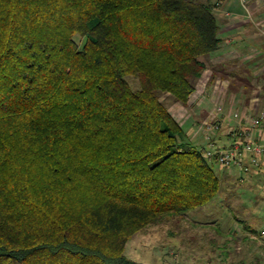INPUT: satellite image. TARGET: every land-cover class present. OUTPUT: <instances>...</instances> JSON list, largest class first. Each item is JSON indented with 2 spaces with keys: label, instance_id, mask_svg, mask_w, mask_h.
Returning a JSON list of instances; mask_svg holds the SVG:
<instances>
[{
  "label": "trees",
  "instance_id": "16d2710c",
  "mask_svg": "<svg viewBox=\"0 0 264 264\" xmlns=\"http://www.w3.org/2000/svg\"><path fill=\"white\" fill-rule=\"evenodd\" d=\"M220 34L210 1L0 0V264H142L137 233L217 197L160 98L187 106Z\"/></svg>",
  "mask_w": 264,
  "mask_h": 264
},
{
  "label": "crops",
  "instance_id": "0c3cea01",
  "mask_svg": "<svg viewBox=\"0 0 264 264\" xmlns=\"http://www.w3.org/2000/svg\"><path fill=\"white\" fill-rule=\"evenodd\" d=\"M199 1H210L221 23V48L208 59L209 65L204 74L208 72V77L212 76L213 81L214 77L217 78L216 81H221L222 85L212 87L211 80L208 87L204 85L200 92L198 89L190 97L186 107L175 104L169 111L183 129L184 125L187 129L196 126L197 120L208 114V108H200L195 103L202 96L204 104L213 102L214 105L222 107L219 115L220 128L212 135V139L231 144L238 137L244 138L245 133L249 131L251 140L261 143L264 141V123L258 128H253L250 119L264 114V0H244V3L242 0ZM218 72L222 77L217 76ZM187 109H192L193 116H198V119L193 120ZM187 129L184 130L190 142L202 151L207 145L205 135L200 137L201 131L192 135V131ZM247 165L249 170L242 173L236 168L226 169L220 166V169L223 170L224 176H231L232 179L236 177L240 184L246 183L248 187L264 190V160L262 159L257 167L251 166L248 161ZM240 177L244 181H240ZM260 198L264 200V191H260ZM245 228L247 233L239 237L240 243L252 246L250 241L258 240V246L253 248L261 246L262 251L254 255L251 263L264 264V240L260 237L264 229L258 233L248 225H245Z\"/></svg>",
  "mask_w": 264,
  "mask_h": 264
},
{
  "label": "rangeland",
  "instance_id": "374dc122",
  "mask_svg": "<svg viewBox=\"0 0 264 264\" xmlns=\"http://www.w3.org/2000/svg\"><path fill=\"white\" fill-rule=\"evenodd\" d=\"M207 73L198 82V92L204 85H222L221 81H216L218 79L215 77L213 81V77H208ZM217 76L222 77L220 72ZM211 80L213 83H210ZM201 98L203 97H199L195 103L200 108H208V114L218 106L213 102L204 104ZM160 99L169 110L176 104L167 94ZM186 111L193 120L198 119V116H193L192 109ZM208 114L197 120L196 126L187 129L184 125V129L192 131V135L201 131L199 136H204L202 128ZM187 137L189 140V136ZM196 148L199 149L197 146ZM213 170L221 180L217 197L208 205L190 211L182 218L149 226L137 233L126 245L127 258L142 264H254L251 263L252 258L262 251L261 246L253 248L258 240L250 241V246L242 245L240 239L235 242L233 239L246 235L245 225L258 233L264 229V200L260 198V191L264 190L248 187L246 183L240 184L236 177L232 179L231 176H224L217 164L213 165Z\"/></svg>",
  "mask_w": 264,
  "mask_h": 264
},
{
  "label": "built area",
  "instance_id": "2783aa9c",
  "mask_svg": "<svg viewBox=\"0 0 264 264\" xmlns=\"http://www.w3.org/2000/svg\"><path fill=\"white\" fill-rule=\"evenodd\" d=\"M244 3V0H242ZM222 112V107L219 105L212 110L203 124L205 131V139L207 145L202 149V155L207 160H215L217 164L226 169L236 168L242 172H247L249 166L257 167L260 161L264 160V141L255 143L252 139L251 132H246L244 138H237L231 144L224 141H215L212 139L217 130H219V115ZM236 117V116H235ZM264 123V114L257 115L250 119V125L253 128H258ZM253 154V155H251ZM240 181H244L240 177ZM260 237L264 240V230L261 231Z\"/></svg>",
  "mask_w": 264,
  "mask_h": 264
}]
</instances>
